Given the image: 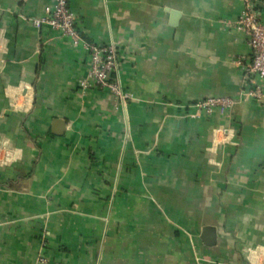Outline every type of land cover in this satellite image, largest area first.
<instances>
[{
	"label": "crops",
	"instance_id": "obj_1",
	"mask_svg": "<svg viewBox=\"0 0 264 264\" xmlns=\"http://www.w3.org/2000/svg\"><path fill=\"white\" fill-rule=\"evenodd\" d=\"M54 1L0 0V264H264L246 0H69L85 42L118 48L119 106L80 89L84 43L34 24ZM213 96L236 102L191 116Z\"/></svg>",
	"mask_w": 264,
	"mask_h": 264
},
{
	"label": "built area",
	"instance_id": "obj_2",
	"mask_svg": "<svg viewBox=\"0 0 264 264\" xmlns=\"http://www.w3.org/2000/svg\"><path fill=\"white\" fill-rule=\"evenodd\" d=\"M264 5V2H262ZM36 26H50L62 37H66L73 45L84 43L90 56L88 73L80 79L79 85L82 91L91 88L108 89L119 106L133 94L126 90L118 76L120 55L118 48L112 44L84 41L77 25L75 14L72 11L69 0H55L51 6L46 7L44 15L33 19ZM235 26L248 37L251 55L248 60L239 58L242 65L244 90L246 97L264 102V12L257 10L254 5L246 0ZM236 100L229 96H213L199 100L191 107V116L202 113L212 114L215 111L228 113ZM40 264H47L48 258L43 252L38 257Z\"/></svg>",
	"mask_w": 264,
	"mask_h": 264
},
{
	"label": "water",
	"instance_id": "obj_3",
	"mask_svg": "<svg viewBox=\"0 0 264 264\" xmlns=\"http://www.w3.org/2000/svg\"><path fill=\"white\" fill-rule=\"evenodd\" d=\"M172 14H173L174 19H177L179 16V12L176 10H172Z\"/></svg>",
	"mask_w": 264,
	"mask_h": 264
}]
</instances>
